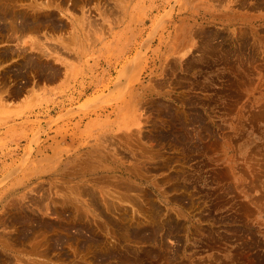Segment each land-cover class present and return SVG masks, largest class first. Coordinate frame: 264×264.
I'll return each mask as SVG.
<instances>
[{"label": "rangeland", "instance_id": "rangeland-1", "mask_svg": "<svg viewBox=\"0 0 264 264\" xmlns=\"http://www.w3.org/2000/svg\"><path fill=\"white\" fill-rule=\"evenodd\" d=\"M2 10L0 264H264V0Z\"/></svg>", "mask_w": 264, "mask_h": 264}, {"label": "bare ground", "instance_id": "bare-ground-1", "mask_svg": "<svg viewBox=\"0 0 264 264\" xmlns=\"http://www.w3.org/2000/svg\"><path fill=\"white\" fill-rule=\"evenodd\" d=\"M8 2V1H7ZM14 3V2H13ZM3 4V3H2ZM2 6V5H1ZM12 6V5H11ZM2 9H4V8H2ZM5 11V10H4ZM6 16L7 17H9V19H8V21H9V25L6 23V21H7V19H6V21L5 22H3V20H2V22L5 24H7L8 25V27H9V29L11 28L12 29V31H14L15 33H23V32H25V31H30V32H34V31H36V29H38L43 23V20H42V18H40V17H36V18H34L33 20L32 19H30V18H28V16L27 15H23L22 13H15L14 11L13 12H11V11H7V12H4L3 13V10H2V15L0 16V22H1V19H2V17H5L6 18ZM84 20H85V18H83ZM88 19V18H87ZM48 20V19H47ZM1 22V23H2ZM52 22V21H51ZM0 23V24H1ZM3 25V24H2ZM4 26L5 25H3V26H1L0 25V31H4V29H6V28H4ZM55 26V25H54ZM3 27V28H2ZM51 27V26H50ZM8 29V28H7ZM10 29V30H11ZM53 29H54V27H53ZM14 32H12V33H14ZM3 33V32H2ZM59 42L60 43H62L63 42V40H59ZM33 46H37V47H40V48H42L45 52L48 50L45 46H44V44L43 43H39L37 40L36 41H34V44H33ZM67 46V45H66ZM56 48V47H55ZM56 50V49H55ZM50 51H51V49H50ZM53 51V50H52ZM44 53V52H43ZM47 53V52H46ZM45 54V53H44ZM2 56H6V53L5 54H3ZM47 56V55H46ZM37 64V63H36ZM35 64V65H36ZM29 65L32 67V68H34V64H30L29 63ZM41 65V64H40ZM44 65V64H43ZM41 70V72L43 73L44 72V70H45V65L44 66H41V67H39ZM38 73H40L39 72V70H38ZM54 73V74H53ZM52 73V75H48V76H46V78L47 79H53L57 74H56V72H53ZM51 74V73H50ZM15 76H17V75H15ZM86 171V170H85ZM87 191V190H86ZM85 191V192H86ZM82 192V191H81ZM89 193H90V190H89ZM83 194V193H82ZM86 194V193H85ZM87 194H88V192H87ZM89 195V194H88ZM86 197V196H85ZM91 199V201H93L94 200V198L93 197H91L90 198ZM93 199V200H92ZM93 203H94V201H93ZM91 207V206H90ZM19 217H21V216H19ZM30 218H32V217H30ZM18 219V218H17ZM25 219V218H24ZM36 219V218H35ZM109 219V218H108ZM33 220V219H32ZM107 220V219H106ZM105 220V221H106ZM109 221V220H108ZM107 221V222H108ZM110 222V221H109ZM61 225V224H60ZM54 226V225H53ZM59 226V225H58ZM57 226V227H58ZM115 226H117V225H115ZM83 227V226H82ZM116 228V227H115ZM82 229H85L84 227L82 228ZM88 229V228H87ZM87 229H85V230H87ZM77 232V231H76ZM80 232V231H79ZM82 232V231H81ZM80 232V233H81ZM85 232H89L88 230L87 231H85ZM79 235V234H78ZM92 235V234H91ZM85 236V235H84ZM91 238V237H90ZM96 238V237H95ZM89 239V238H88ZM92 239H93V237H92ZM124 249V248H123ZM123 252V251H122ZM113 253H114V251H113ZM127 253V252H126ZM117 254H119L118 252H117ZM110 256V255H109ZM111 256H112V254H111ZM115 256V255H114ZM123 256V255H122ZM113 257V256H112ZM119 257H120V259L122 258L121 257V255H119ZM123 257H125V256H123ZM110 257H108V259H109ZM127 259L129 258V257H126ZM132 259V258H131ZM113 260V259H112ZM119 260V259H118ZM113 261H115V260H113ZM124 262H125V259L123 260ZM127 262H125V263H122V264H130L132 261H130V263H128V260H126ZM134 261H135V259H134ZM116 262H119V261H116ZM115 262V263H116ZM110 263H112V262H110ZM133 263V262H132Z\"/></svg>", "mask_w": 264, "mask_h": 264}]
</instances>
